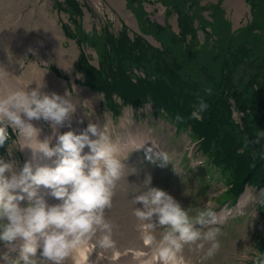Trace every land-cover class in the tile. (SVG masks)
Segmentation results:
<instances>
[{
	"label": "rangeland",
	"instance_id": "374dc122",
	"mask_svg": "<svg viewBox=\"0 0 264 264\" xmlns=\"http://www.w3.org/2000/svg\"><path fill=\"white\" fill-rule=\"evenodd\" d=\"M77 1L83 6L80 10L82 9V11H84H81L83 15L79 16L81 17L80 26L76 25L78 16L69 9V11H67V6L64 4L63 0H38L35 3V6H43L45 9V12L42 11L40 16V51L39 53H35V55L33 51H25L27 57L19 62V73L32 75V78L24 79L23 82H25L26 85L31 84L37 86V83H42L44 85L41 89L43 93L51 94L55 92L58 95L65 96L66 93L71 92V100L75 104L76 110L70 118V127L68 121L65 122V126L59 127V129H61V131L59 130L61 134L66 132L65 129L74 131L75 134H81L87 128L89 120H91L94 124H99L100 128L106 125L113 141L118 144V157L125 165L124 177L117 184L115 196L113 198V206L107 213L108 217L117 225L114 231V239L116 240L115 249L122 248L124 242L144 243L141 232L137 227L139 222L132 214L135 207H142V205H134L132 200L135 194V187L142 186L144 180L149 175L152 178V187L160 188L169 193L183 208L187 209L191 206L203 207L204 204L211 200L213 208L217 213V211L221 209V206L228 200L227 197L229 196L224 193L221 198L218 197L224 190V181L223 178L219 176L218 171L215 173L210 171L208 164L209 160H206V163L204 162L198 169L188 166V161L185 159L182 152H186V150H184V144L186 142L192 147L190 141L185 137V135L187 136V134L190 133V128L179 130V122H177V120L175 122L173 116L164 114L162 107L158 108L151 103L145 105V108L151 107V110L143 109V111H137L138 114H134V111L139 108L130 105L119 106L118 113L115 112L111 105L104 102L105 98L102 94L90 91L87 85L84 84L85 77L77 61L80 54H85L86 60H89L88 63H92L94 67L99 68L100 63L103 64L106 60L102 47L103 41L102 39L97 40L98 36L96 35H102L107 31L114 39H117L125 32L131 42L136 39L137 36L142 37L146 45L141 49H144L149 55L142 57L138 56L139 60L137 63L139 65L133 64L127 69V73L132 75L134 81L138 77L147 79L146 69L153 67L155 63H159V55L161 57L163 56L167 63L172 62L169 57L172 56V53L176 56L179 55L176 51L177 46L175 45H171V50L164 49L166 43L171 40L170 35H177L179 33L177 23L174 22L176 15L172 14L166 17V9L169 8L172 0H167L168 2L170 1V4L166 1L165 4L163 3L164 5L158 0H140L135 4L138 6L140 3L141 8L138 7L137 9L132 8L129 0H126V9L125 1L121 0L125 12L133 19L132 23L119 9L112 6L108 0H94V2L91 0ZM198 1L200 5H205L216 3L219 0ZM235 1L237 0H221V6L224 9L226 17L223 15L220 21L223 20L222 22L227 23V19L231 27L230 32L238 29L240 30L241 27H244L251 21L249 4H245L243 0L242 11H240L236 9V4H234ZM33 6L34 4L31 2L27 3L23 7L24 13ZM37 7L35 11L38 10ZM140 12H144V16L149 19L148 22L154 21L157 24L152 27L147 26L149 24H146L147 22L143 20V16L139 14ZM203 15L208 18L207 12H203ZM34 17L36 18L37 14H35ZM70 19L73 20L70 21ZM217 21L215 25H213L214 29H216L217 24H219ZM70 22L75 23L77 26L74 30L76 32L75 36H81L80 30L88 34L85 40H78V38L69 36V31L67 29L69 28L72 30V27L69 26ZM53 28H56V30ZM104 28L106 29L105 31ZM159 28H162V30ZM209 28L206 30L210 33ZM44 30L46 31L44 32ZM226 31L227 28L224 26L223 34H225ZM260 34L261 31L259 32V35ZM203 36L204 35H199L198 40L200 43L204 41ZM101 37L103 38L104 36L102 35ZM46 40L48 41L46 42ZM58 40H60L65 50H69L74 46L76 52L71 54L66 52L63 56L60 55L54 49ZM209 40L210 44L214 42L215 35L213 33H210ZM1 42L3 45L6 44L5 39L1 40ZM86 42H90L94 47L86 44ZM46 43L49 45H46ZM173 47H175V49H173ZM71 57H74L72 61H70ZM204 58L208 59L206 56H204ZM31 61L37 62L41 76L35 77V75H33L32 72H34V70L30 68ZM249 62H252V60H249ZM68 64L71 66V72L66 68ZM124 65L125 67L127 66L126 63ZM42 70L48 71L57 79V82L53 81L51 83L52 88L50 84L46 86L45 82L47 77L44 76ZM220 70L221 68L219 71ZM241 71L242 70L238 71L240 72L238 75L235 73L236 81H234V88L238 93H246L245 85L250 84L248 82V76H245L246 72ZM215 72L217 73L216 67ZM211 73L214 74V68H211ZM238 85H241L243 89H238ZM252 89H255V87L253 86ZM259 93H262V91L260 90L258 92L257 89L256 94L252 93L250 96L260 98L261 96ZM112 97L116 99L118 104H121L122 101L119 100L116 95H112ZM230 103L232 115L229 123L235 126L231 131H236V127L238 129L239 127L242 128V113L235 109L231 100ZM128 114H130V117H127L129 116ZM131 114L134 116L131 117ZM39 124L43 134L48 135L53 133L51 123L48 121L40 119ZM77 125L80 126L82 130L78 129L76 127ZM174 125L177 130H175ZM72 126L76 128L74 127L73 129ZM8 131L10 140L6 141L4 146H0V159H3L6 163H12L14 165L13 171L19 175L25 163L31 162V160L27 154L23 152L24 147L23 144L18 141L19 137L17 133L11 127H9ZM142 134L148 139L153 140L152 142L155 145V149H152L153 152L161 150L168 152L172 162L161 167L159 166L160 161L153 163L147 158V147L121 145V142H126L128 137L139 138ZM89 135L90 138L96 139V137L91 136V134ZM119 143L121 144L119 145ZM234 143L237 144V141ZM196 144L199 145V142ZM87 148L90 151L87 146L84 149ZM89 151H87L88 154L90 153ZM192 151H194V162L199 154H202L203 158L206 159L200 147H198V150L195 147V150L192 149ZM82 155H84V150ZM42 159L43 157H41L40 163L43 162ZM261 170L264 171V166ZM33 171H35L34 167ZM5 175L9 178L11 177V173L9 172H6ZM261 189L263 188H256L251 185L244 188L240 196L245 195L246 191L248 193V195L245 196L247 203L241 208L239 214L232 217H225L223 221H217L216 224L208 226L219 228L221 232L218 236L220 249L214 256L206 258L205 253L208 247L207 244H205L204 249L200 251H196L195 246H186L183 251L185 264H252V257L257 254L254 248V236L256 234L261 236L264 235V199H260ZM36 191L37 196L43 197L47 203V198H54L50 195L51 192L47 193L42 186ZM16 194L23 193L17 190ZM23 195H25V200L20 202L21 207H25L28 204L26 194ZM217 197L219 200L216 199ZM58 203H60V201L55 199V204ZM231 203L234 204L235 202L231 201ZM203 230L206 231L207 228ZM162 231L163 229L157 230V239H159V234ZM20 243H22V241ZM20 243H14L16 251H11V246H6L0 242V264H14V260L19 256ZM41 251L42 249H38L37 251L38 259L40 258ZM5 255L8 256L6 260L3 258ZM66 264H73V259L71 258L66 261Z\"/></svg>",
	"mask_w": 264,
	"mask_h": 264
},
{
	"label": "clouds",
	"instance_id": "9594fccd",
	"mask_svg": "<svg viewBox=\"0 0 264 264\" xmlns=\"http://www.w3.org/2000/svg\"><path fill=\"white\" fill-rule=\"evenodd\" d=\"M6 76V72H0V83ZM43 87L37 83L35 89L27 91L26 87L0 86V146L10 140L11 127L18 141L31 148L33 160L39 155L47 159L57 157L55 167L37 166L35 171L32 162H26L19 175L13 171L12 163L0 159V242L16 251L14 242L22 241L14 264H66L81 249L116 248L117 225L107 213L113 206L117 184L124 177L119 146L106 125L100 128L94 123H89L81 134L74 131L60 134L54 147L51 137L38 140L40 130L30 121H50L55 134L56 128L65 126L66 121L70 127V118L76 110L71 92L65 96L47 94L41 91ZM205 91L212 94L210 87ZM207 108L208 104L201 98L194 105L190 119H202L201 114ZM177 121L182 122L183 117L178 115ZM86 146L90 153L82 155ZM147 158L153 163L160 161L161 167L172 162L170 154L163 150L148 149ZM6 172L11 173L10 178ZM151 180L149 175L142 186L135 187L132 203L142 207H135L132 214L139 222L137 227L143 242L153 247L158 264H185L186 246H195L200 251L207 244L206 258L214 256L220 249L221 232L219 228L208 227L217 223L212 201L203 207L185 209L169 193L152 187ZM40 186L51 189V195L60 203L49 205L37 196ZM17 190L26 194L27 206H20L25 195L16 194ZM260 199H264V189L260 191ZM158 229H163L159 239ZM38 249H42L39 259ZM3 258L6 260L8 256ZM252 262L264 264V254H255ZM79 264H89L88 256Z\"/></svg>",
	"mask_w": 264,
	"mask_h": 264
},
{
	"label": "trees",
	"instance_id": "16d2710c",
	"mask_svg": "<svg viewBox=\"0 0 264 264\" xmlns=\"http://www.w3.org/2000/svg\"><path fill=\"white\" fill-rule=\"evenodd\" d=\"M138 1L129 0L133 9L141 8L140 3L135 5ZM158 1L165 4L167 0ZM63 2L67 11L71 10L81 16V7L76 0ZM244 2L249 4L251 21L240 30L230 32L227 19V23L220 21L225 16L221 0L205 5H200L198 0H172L171 4L169 1L166 17L172 14L177 16L179 33L170 35L171 40L164 49L171 50V45H175L179 55L172 53L169 56L171 63L165 62L166 59L159 55L160 64L155 63L146 69L147 79L138 77L134 81L132 75L127 73L130 66L139 65L138 56H149L141 49L146 44L140 36L131 42L125 32L114 39L104 30L103 38L102 35H94L98 36L97 40L103 41L106 62L96 68L88 63L85 54H80L78 58V64L83 70L79 68L85 77L84 84L90 91L102 94L105 103L111 105L115 112L118 113L122 105L139 107L150 101L153 106L162 107L175 120L178 115L183 117V121L179 122V130L190 128L191 138L198 140L200 150L226 182L228 187L225 193L232 199L242 192L245 184L264 189V171L261 170L264 166V0ZM203 12L208 13V18ZM139 14L149 24L147 26L157 24L154 21L148 22L144 12ZM216 21L219 24L214 29ZM224 26L227 28L225 34ZM207 28L215 35L212 44ZM67 30L69 36L78 40H85L88 35L80 30L81 36L77 37L75 31ZM199 32L204 35L202 43L198 40ZM90 42L86 44L92 46ZM211 68H214V74ZM239 69L248 76L250 85H245L246 93H238L234 88L235 73L238 75ZM253 86L255 89H252ZM209 87L212 89L211 95L205 91ZM237 88L243 89L241 85ZM257 89L258 92L262 91L259 93L261 97H251L250 94H256ZM112 95H116L122 101L121 104ZM201 98L208 104V108L201 114L202 119H190L194 105ZM230 100L235 109L242 113V128L236 127V131H231L235 126L229 123L232 115ZM254 239L257 253L264 254V235L256 234Z\"/></svg>",
	"mask_w": 264,
	"mask_h": 264
},
{
	"label": "bare ground",
	"instance_id": "6f19581e",
	"mask_svg": "<svg viewBox=\"0 0 264 264\" xmlns=\"http://www.w3.org/2000/svg\"><path fill=\"white\" fill-rule=\"evenodd\" d=\"M37 1L38 0H0V72L7 73L5 80L0 83V86L6 85L7 87L15 89L26 87L27 91H31L32 89H35L37 87L36 85L33 86L31 84L26 85L25 82H23L24 79L32 78L31 74L26 75L25 73H19V62L23 60V58L27 57L25 51H33L34 55L35 53H39L40 51V16L42 11L45 12V9L43 8V6H35V3ZM91 1L94 2V0ZM108 1L112 4V6L119 9L131 23L133 22L131 16L127 12H125L123 3L121 4V0ZM29 2L34 4V6L24 13L23 7ZM234 4H236V9L242 11L243 0H237L234 2ZM36 7L38 8L37 11H35ZM35 14H37L36 18L34 17ZM80 21L81 20H79V22ZM53 29L56 30V28ZM45 31L46 30H44V32ZM3 39L6 40L5 45H3L1 42V40ZM47 41L48 40H46V42ZM46 45L49 44L46 43ZM54 49L62 56L66 52L70 54L76 52L74 46H72L69 50H65L60 40L57 41ZM70 59V61H72L74 57H71ZM30 68L34 70V72L32 73L33 75H35V77L41 76V72H39L40 70L37 62L31 61ZM66 68L69 72H71V66L69 64ZM42 72H44V76L47 77L45 82L46 86L50 84V87L52 88L51 83L53 81L57 82V79H55V77L48 71L42 70ZM30 122L34 127L40 130L39 120L34 119ZM48 122L51 123L50 121ZM89 123H93V121L89 120L87 126L89 125ZM74 127L72 126L73 129ZM76 127L80 129V126L77 125ZM59 130L61 131V129L57 127L55 130V134L52 133L48 135L43 134L40 130L37 139L43 141L45 138L51 137V145L55 146L57 138L61 134ZM68 130L69 129H65L66 132ZM152 141V139H148L144 134H142L139 138L128 137L126 139V142H121L122 144L119 143V145H135L136 147H147L146 149L152 150L155 149V145ZM87 151H89L88 148L84 149V154H88ZM23 152H25L30 158L31 162L34 164V168H36L37 166H56L54 161L57 159V157L55 156L51 159L43 158V162L40 163L42 155L37 156V158L33 160L32 150L27 146H24ZM42 187L47 193L51 192V189H48L44 186ZM242 197H244V195ZM55 199L56 198L49 197L46 200L48 201L49 205H55ZM216 215L217 220L222 221L225 212L220 211ZM20 242L21 241H17L16 243ZM86 255L88 256L89 264H158L155 258L153 247L141 242H124L122 244V248L110 250L108 252L100 251L98 247H92L90 250L81 249L78 250L76 256L72 258L73 264H79V261L82 260Z\"/></svg>",
	"mask_w": 264,
	"mask_h": 264
},
{
	"label": "water",
	"instance_id": "95a60500",
	"mask_svg": "<svg viewBox=\"0 0 264 264\" xmlns=\"http://www.w3.org/2000/svg\"><path fill=\"white\" fill-rule=\"evenodd\" d=\"M175 23H177L176 20H175Z\"/></svg>",
	"mask_w": 264,
	"mask_h": 264
}]
</instances>
